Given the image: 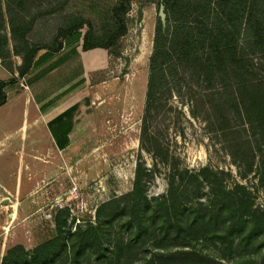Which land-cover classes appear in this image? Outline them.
Segmentation results:
<instances>
[{"label": "rangeland", "instance_id": "rangeland-1", "mask_svg": "<svg viewBox=\"0 0 264 264\" xmlns=\"http://www.w3.org/2000/svg\"><path fill=\"white\" fill-rule=\"evenodd\" d=\"M1 1L9 36L8 4L18 9L22 2L25 16L30 19L35 11L45 13L60 0ZM113 2L74 0L66 13L97 19L93 8L108 9ZM157 2L136 0L133 3L128 14V33L115 48L97 49L85 55L76 37L72 42L63 43L50 63L40 68L36 65L8 89L14 92L25 88L34 97L52 91L59 99L70 98L75 107L71 168L64 164L67 180L61 185L60 198L42 206L39 223L46 230L45 237L38 240L60 233L70 243L79 229L99 225L97 209L102 204L113 199L119 201L120 208L113 222L101 224L104 227L102 259L88 253L80 263H72L68 249L62 251L55 264H142L156 251L170 253L181 249H196L224 264L258 261L264 254V224H253L264 211L260 138L253 127L226 106L218 85L184 80L181 87L165 93L148 119L150 131L159 139L161 148L156 156L141 150L149 58L159 15ZM59 20L56 14H42L32 40L49 41ZM47 51L41 49L39 54ZM12 97L13 94L7 108L19 115L17 101ZM19 116L11 123L16 149L21 147L22 118ZM27 132L28 142H38L39 150L48 146L49 140L32 138L29 127ZM6 157L14 176L18 157L14 153ZM139 157L152 171L151 177H145L148 203L144 205L145 211L140 209L138 213L146 215V223L141 228L136 221L128 224L133 212L127 196L133 189ZM25 160L30 161L29 155ZM203 168L209 170L207 180L196 181L191 177L189 182V177ZM181 175L189 182L180 197L186 224L178 232L170 224L167 232V227L151 221L148 215L155 201L167 194L169 180L174 177L179 183ZM230 192L233 193L232 209L226 218L232 219L225 224L220 208ZM239 196L252 203V208L241 210L246 224H238L237 217H232L237 208L233 202ZM124 205L127 208L120 214ZM197 213L206 214L199 223L194 222ZM216 214H220L218 218ZM255 225L260 229L252 233Z\"/></svg>", "mask_w": 264, "mask_h": 264}, {"label": "trees", "instance_id": "trees-1", "mask_svg": "<svg viewBox=\"0 0 264 264\" xmlns=\"http://www.w3.org/2000/svg\"><path fill=\"white\" fill-rule=\"evenodd\" d=\"M74 0H60L45 13L35 11L32 18L27 19L22 2L19 8L6 6L10 35L6 30L4 8L0 0V58L2 65L10 67L13 54L22 57L17 68L18 75L7 81H0V106L7 101L9 87L25 77L33 67L53 59L65 42H72L76 37L80 41L81 51L85 55L93 50H111L120 39L128 33V14L136 0H113L108 9L100 10L96 6L97 19L81 18L67 14V8ZM154 3L155 0H141ZM158 7L164 5L166 23L157 17L153 49L149 58V74L146 88V100L142 129L140 135L141 150L156 153L161 144L152 135L148 119L156 110L165 93L181 87L184 80L191 83H209L219 86L225 97V104L251 127L260 138L261 181L264 188V0H158ZM42 14L60 16L59 25L47 42L34 41L31 36L36 23ZM59 41V42H58ZM54 42L56 44H54ZM12 43L13 48L10 49ZM41 49H48L40 55ZM75 113V107L71 114ZM67 114H70L67 113ZM72 126L66 128L55 137L60 147L68 143V135ZM154 145V147H153ZM208 169L203 168L191 175L189 182L207 180ZM142 161L137 162L133 189L128 193L133 218L141 228L146 223L145 213L138 215L140 209L145 211L146 188L145 177L150 176ZM212 174V172H210ZM181 175L179 183L175 178L169 180L167 194L155 201L148 215L153 222H161L167 230L174 224L177 232L186 224L183 220L184 209L180 201L182 193L187 189L188 181ZM232 195L225 197V205L220 210L224 223L231 211ZM237 205L232 217H237L238 224H246L244 212L252 203L244 197L234 199ZM118 200H110L97 209L99 225L90 224L85 230L79 229L70 243L63 240L59 233L37 245L32 251L22 245L8 249L0 264H55L62 251H70L72 263H80L82 257L91 253L96 259L104 257L102 225L113 222L120 207ZM106 208L110 210L106 211ZM124 205L120 214L126 210ZM118 213V214H119ZM220 214H216V218ZM206 214L197 213L195 223H199ZM210 219L212 216L209 214ZM235 221V220H233ZM102 224V225H101ZM264 224V211L258 222ZM59 229V224H57ZM255 225L252 233L259 231ZM264 228H262L263 230ZM140 233V229L138 234ZM136 238V237H135ZM142 264H224L217 258L196 249H181L170 253L154 252ZM241 264H264V254L258 261L242 262Z\"/></svg>", "mask_w": 264, "mask_h": 264}, {"label": "crops", "instance_id": "crops-1", "mask_svg": "<svg viewBox=\"0 0 264 264\" xmlns=\"http://www.w3.org/2000/svg\"><path fill=\"white\" fill-rule=\"evenodd\" d=\"M12 48L11 43L10 49ZM51 60L39 65L38 68L50 63ZM21 63L22 57L15 54L11 57V67L3 66L0 58V81L17 76V68ZM5 73L7 75L3 77L2 74ZM30 92L25 88L14 92L7 90V101L0 106V260L6 251L15 245H22L29 250L55 237L54 234L47 239L38 240V237H45L46 230L39 223V217L43 212L42 206L47 201L60 198L61 185L67 180L63 167L64 164L70 167L73 159L70 157L75 143L72 136L75 125V113L73 117L71 114L72 100L59 99L52 91L38 97L28 94ZM12 94V99L15 98L13 101H17L16 110L20 116L7 108L12 102ZM69 112L70 114H67ZM15 116L22 118L21 147L17 149L13 144L11 129ZM70 126L72 131L68 135L69 141L64 147H60L55 135H60ZM28 127L32 130V138L41 137L49 140L48 146L39 150L38 142L31 140L29 143ZM13 153L18 157L14 176L9 170L6 157ZM28 155L30 161L26 162Z\"/></svg>", "mask_w": 264, "mask_h": 264}, {"label": "water", "instance_id": "water-1", "mask_svg": "<svg viewBox=\"0 0 264 264\" xmlns=\"http://www.w3.org/2000/svg\"><path fill=\"white\" fill-rule=\"evenodd\" d=\"M159 16H160V19L163 23V26H165V23H166V14L164 12V5H160L159 7Z\"/></svg>", "mask_w": 264, "mask_h": 264}]
</instances>
